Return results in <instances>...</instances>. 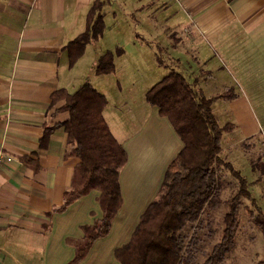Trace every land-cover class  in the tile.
I'll use <instances>...</instances> for the list:
<instances>
[{
  "label": "crops",
  "instance_id": "crops-1",
  "mask_svg": "<svg viewBox=\"0 0 264 264\" xmlns=\"http://www.w3.org/2000/svg\"><path fill=\"white\" fill-rule=\"evenodd\" d=\"M94 1L0 0V264H68L75 248L66 240L82 238V226L103 216L98 190L63 212L54 211L64 202L78 159L65 157L67 133L60 124L69 113L58 111L65 101L52 103L51 95L61 88L69 93L78 89L70 91L72 67L65 47L85 30ZM121 1L130 6L126 16L135 19L150 45H159L160 39L168 45L176 66H190L184 56L199 62L191 72L180 73L205 95L202 82L228 83L209 98L229 89L235 93L232 100L222 99L227 106H218L222 122L234 124L227 135L238 131L229 143L258 137L264 142V121L257 116H264V0ZM91 72L92 67L85 80ZM107 110L108 104L103 115L127 153L119 176L123 202L109 234L97 239L77 264L118 263L115 250L130 241L184 147L158 107L141 104L133 126H116L119 136ZM45 127L52 133L42 146Z\"/></svg>",
  "mask_w": 264,
  "mask_h": 264
},
{
  "label": "trees",
  "instance_id": "trees-1",
  "mask_svg": "<svg viewBox=\"0 0 264 264\" xmlns=\"http://www.w3.org/2000/svg\"><path fill=\"white\" fill-rule=\"evenodd\" d=\"M102 8V0L93 2L87 13L85 30L66 45L69 67L84 54L88 44L102 37L105 25ZM123 53L118 47L114 52L109 50L101 54L92 66L93 72L96 75L114 73L115 57ZM235 97L229 89L207 98L200 88L174 70L148 89L147 103L158 107L159 114L169 119L184 147L168 166L158 196L141 215L130 241L115 250L116 264H222L234 246L240 224L239 209L244 199H249L254 206L250 216L264 236V213L251 198L247 180L220 157L223 136L233 131L234 124H221L212 105L217 99ZM51 98L52 103L65 101L58 109L69 113L68 119L60 124L67 133L65 157L78 159L71 184L64 193V202L54 211H65L72 202L92 190L100 192L98 202L102 218L82 226V238L66 240L75 248V257L68 264H77L97 239L110 232L123 202L119 176L127 162V153L103 115L108 104L106 96L91 83L85 81L73 93L65 88L58 89ZM51 133L52 129L45 127L42 146ZM256 163L254 168L264 167V162ZM217 165L229 170L239 181V188L224 201L228 210L223 216L220 238L206 250L207 241L215 234L209 230L203 238L205 220L202 216L221 202ZM200 254L205 257L201 262L198 261ZM255 264H264V258Z\"/></svg>",
  "mask_w": 264,
  "mask_h": 264
},
{
  "label": "rangeland",
  "instance_id": "rangeland-1",
  "mask_svg": "<svg viewBox=\"0 0 264 264\" xmlns=\"http://www.w3.org/2000/svg\"><path fill=\"white\" fill-rule=\"evenodd\" d=\"M129 7L128 4H123L121 0H117V2L115 0H103L102 13L105 24L103 35L97 42L90 43L91 45L88 44L90 46H86L85 55L83 54L82 58L80 57L81 59L79 58L72 64L70 91H74L85 81L100 89L107 96V111L111 112L113 116H110L111 127L118 136L116 126L127 122L133 126L132 124L136 117L135 109L141 104H147L145 94L156 81L161 80L171 70L184 73L191 72L192 66L199 63L195 59L184 56L190 66L184 64L181 69L176 66L170 59L169 53L173 52H168V45L164 44L161 39L159 45H150L148 43L149 36L137 27L138 24L135 19L131 15L126 16L125 11L130 12ZM146 10L149 11L150 7ZM131 28H136L138 33L131 30ZM178 32L180 33L179 30ZM118 47L124 50L125 55L122 54V56L115 57V59L118 58L117 61L115 60L116 73L104 74L98 77L94 72H91L89 78L85 80L84 75L92 67V62L99 55L109 50L114 52ZM218 51L222 53L221 50ZM158 58H161L162 62ZM216 61L220 64L219 60L216 59ZM186 77L188 79L189 76L186 75ZM189 83L192 84V82ZM227 84L226 82L209 81L207 83L202 82L200 85L202 89L206 87L207 95L202 92L209 98L212 93L224 91ZM234 85L237 86L238 84L234 83ZM246 87L248 88V84ZM197 88H199V84ZM224 105L227 106L228 104L222 99L215 100L212 105L213 112L220 117L219 122L221 121V124L224 123L222 122L218 106ZM257 116L262 122L264 121L263 115L257 113ZM223 120L225 121V119ZM231 135L237 136L238 131L225 135L222 141L223 150L220 153V157L224 161L231 163L245 177L251 198L255 200L264 213V167L256 165L257 167L254 168V165L257 164L256 162H264V142L258 137L232 144L229 143ZM216 168L220 188L218 197L221 202L218 207L207 211L208 213L205 212L202 216L203 220H205V227L202 231L203 238L209 230L214 231L215 234L212 240L207 241L206 250L220 238L223 216L228 210V205L224 201L231 198L239 188V181L231 175L226 167L217 165ZM250 210H254V206L249 199H244L239 209L240 224L236 232L234 246L222 264H252L256 262L255 259H263L264 236L253 222ZM200 255L201 257L198 258L199 262L205 258L202 254Z\"/></svg>",
  "mask_w": 264,
  "mask_h": 264
},
{
  "label": "built area",
  "instance_id": "built-area-1",
  "mask_svg": "<svg viewBox=\"0 0 264 264\" xmlns=\"http://www.w3.org/2000/svg\"><path fill=\"white\" fill-rule=\"evenodd\" d=\"M9 160V159H8Z\"/></svg>",
  "mask_w": 264,
  "mask_h": 264
}]
</instances>
